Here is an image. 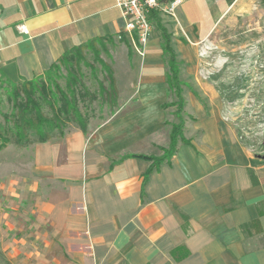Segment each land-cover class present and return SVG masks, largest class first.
Listing matches in <instances>:
<instances>
[{
    "label": "crops",
    "instance_id": "1",
    "mask_svg": "<svg viewBox=\"0 0 264 264\" xmlns=\"http://www.w3.org/2000/svg\"><path fill=\"white\" fill-rule=\"evenodd\" d=\"M240 1L183 0L174 17L156 15L142 59L116 0H0V78L31 80L66 51L119 34L137 78L118 89L129 93L125 113L30 145L16 168L5 164L0 264H264V160L214 110L199 107L191 125L184 121L170 159L139 157H161L172 130L165 125L169 67L155 21L183 58L186 45L208 39ZM151 103L163 116L134 117Z\"/></svg>",
    "mask_w": 264,
    "mask_h": 264
},
{
    "label": "rangeland",
    "instance_id": "2",
    "mask_svg": "<svg viewBox=\"0 0 264 264\" xmlns=\"http://www.w3.org/2000/svg\"><path fill=\"white\" fill-rule=\"evenodd\" d=\"M95 47L99 58H96L93 51L86 49V59L94 66L99 80H104L106 86L108 82L105 80L106 74L100 60L112 68L118 89L125 90L130 84L137 82L134 76L133 51L128 44L116 38L97 42ZM185 49V58L179 56L177 58L179 79L185 99V121L191 125L192 117H196L195 110L199 107L205 108L207 112L214 110L223 121L235 129L240 141L251 155H264V0H241L208 39L201 43H188ZM137 64L139 68L140 64L138 62ZM82 73L84 74L82 80L91 91L99 88L90 67L82 65ZM61 74L59 82L65 88L64 68ZM5 87L6 84L0 87V122H4L5 113L11 112V103ZM128 94L123 90L119 92L118 107L114 113L110 111L108 105L100 101L80 103L81 110L89 114L88 126L91 128L100 126L121 110L120 114L126 111L127 109H122L125 104L122 102L128 98ZM176 101V92L169 90L167 100L169 106L165 110V125L169 131L174 124L179 123L177 107L173 105ZM151 104L146 111L138 114L133 111L134 117L158 119L163 116L159 106ZM140 125V123L137 126L133 125L135 131ZM131 127L124 132L131 133ZM73 128L78 127L75 123H70L65 131ZM187 131L188 129L184 130L186 134ZM54 135L59 136L58 133ZM28 147L10 144L0 151L2 177L5 176L6 163H13V167L16 168L30 157ZM126 150L135 149L132 147Z\"/></svg>",
    "mask_w": 264,
    "mask_h": 264
},
{
    "label": "trees",
    "instance_id": "3",
    "mask_svg": "<svg viewBox=\"0 0 264 264\" xmlns=\"http://www.w3.org/2000/svg\"><path fill=\"white\" fill-rule=\"evenodd\" d=\"M162 32L163 51L169 67V87L176 92L179 123L172 126L170 145L161 157L139 156L150 159L154 163L170 159L176 152L178 143L183 140L185 99L180 84V69L177 54L171 44V36L162 26L161 21H155ZM112 40V38H110ZM105 39H95L86 44L66 51L43 75L31 80L22 79L14 82L0 78V87L6 84L11 112L3 115L4 122H0V151L10 144L28 147L35 143H46L55 137L65 134L70 123H75L83 132L88 131L89 114L83 112L80 103L100 101L108 105L110 111L118 107L119 90L112 68L103 61H99L106 74L105 80H99L97 71L86 59L85 50L93 51L99 58L95 43ZM124 40V39H123ZM82 65L92 69V76L98 81L99 88L91 91L83 82ZM66 70L65 88L60 84L61 70ZM172 105V104H170ZM169 104L166 105L168 107Z\"/></svg>",
    "mask_w": 264,
    "mask_h": 264
},
{
    "label": "built area",
    "instance_id": "4",
    "mask_svg": "<svg viewBox=\"0 0 264 264\" xmlns=\"http://www.w3.org/2000/svg\"><path fill=\"white\" fill-rule=\"evenodd\" d=\"M183 0H116L125 20L124 33L130 35L134 51L142 59L146 57L147 49L154 32V17L156 15L175 16L177 8ZM22 33H28L24 27ZM123 34H119L121 40Z\"/></svg>",
    "mask_w": 264,
    "mask_h": 264
},
{
    "label": "water",
    "instance_id": "5",
    "mask_svg": "<svg viewBox=\"0 0 264 264\" xmlns=\"http://www.w3.org/2000/svg\"><path fill=\"white\" fill-rule=\"evenodd\" d=\"M257 157H258L259 159L264 160V155H257Z\"/></svg>",
    "mask_w": 264,
    "mask_h": 264
}]
</instances>
